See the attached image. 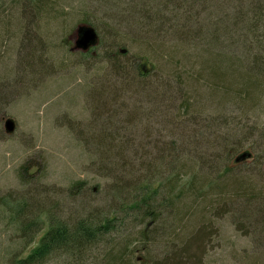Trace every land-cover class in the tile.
Returning a JSON list of instances; mask_svg holds the SVG:
<instances>
[{
    "label": "rangeland",
    "instance_id": "obj_1",
    "mask_svg": "<svg viewBox=\"0 0 264 264\" xmlns=\"http://www.w3.org/2000/svg\"><path fill=\"white\" fill-rule=\"evenodd\" d=\"M248 1L205 0L207 12L187 24L183 12L167 11L163 0H49L48 16L56 19L57 27L44 26L43 46L38 44L37 33H32L35 21L26 19L39 0H0V264L24 259L39 245L48 230L46 214L50 212L69 222L95 214L119 222L126 219L123 231L111 238L117 247L127 245L132 264H165L179 241L193 239L187 234L199 227L205 238L196 249L199 261L190 264H264V233L254 229L259 216L243 217V201L235 194L228 198L231 190L219 188L236 177L260 189L262 193L254 198H264V139L258 135L238 150L241 154L255 144L260 147H256L258 156L253 160L250 156L237 167L231 159L225 165L234 171L225 177L222 173L210 175L205 164H199L204 181L222 177L211 189L199 190L206 197L190 196L199 193L197 187L194 193L187 191L184 198L174 200L171 207L170 202H159L166 194L161 190L155 206L161 205L163 211L146 222H135L131 215L143 192L137 186L130 188L146 174L148 161L164 151L181 156L186 148L198 146L210 163L207 160L218 155L225 139L238 143L264 127V93L246 104L233 97L224 100L200 79L210 58V50L204 48L208 43L198 44L201 47L196 50L193 45L179 48L176 42L185 27L200 38L208 35L213 22L232 19L229 26L235 25L238 12L242 21L241 27L233 28L238 30L234 40L241 41V28L247 30L251 23L241 11L249 10ZM158 11H163L164 21L157 25L166 30L162 38L149 34L157 27L152 16ZM212 16L216 21L207 22ZM86 27L95 30L94 43L82 41ZM257 41L261 45L262 39ZM235 48L246 54L242 47ZM232 51L217 52H223L225 58L236 57ZM244 59L249 62L247 55ZM120 66L137 67L136 73L148 74V81L162 75L169 83L170 74L171 92L164 89L156 95L130 88L118 75ZM188 77L191 81H186ZM229 91L246 98L240 89ZM105 137L115 154L111 162L101 161L98 144ZM130 141L134 147L122 152ZM182 158L184 171L190 174L185 162L193 160ZM117 163L136 174L115 172ZM123 188L130 189L129 195ZM178 189L176 186L175 192ZM224 191L226 199L218 197ZM6 198L26 201L33 208L34 219L43 230L31 243L20 239L10 208L3 204ZM115 250L103 243L84 258V264H107L109 253Z\"/></svg>",
    "mask_w": 264,
    "mask_h": 264
},
{
    "label": "trees",
    "instance_id": "obj_2",
    "mask_svg": "<svg viewBox=\"0 0 264 264\" xmlns=\"http://www.w3.org/2000/svg\"><path fill=\"white\" fill-rule=\"evenodd\" d=\"M48 1L49 0H39V3L35 5L33 9L30 8V13H28L26 18L27 20L31 19L35 21L32 22L34 27L32 33H37L38 44H42L43 46L45 44L43 37L45 35L44 26L50 25V28L57 27L55 24L56 19L48 16ZM241 1L242 0H240V2ZM163 3L167 11L174 8L175 11H178L180 14L183 12L182 18L187 24H190L194 19L200 18L207 12L205 0H163ZM247 6H249V10L246 9V11H244V9L241 8V11L247 15L248 20L251 23L246 26L247 30L241 28L243 33L241 41L234 40V35L238 30L233 29L234 26L241 27L242 19L240 18L239 12L237 19H234L235 25L229 26V22L232 19H224L221 23H214L213 21L216 20L212 16V19L209 17L207 21L213 22L208 30V35H203L199 38L195 35L194 31L190 32V30H187L185 27V30L183 29L184 33L182 35L177 34L176 40L178 47L185 49L193 45L196 50H199L201 46H198V44L203 42L208 43L210 48L209 46H205L204 48L210 50L208 51V53H210V58L209 61L205 63V67L203 65V72L200 74V79H205L210 85H212L213 93L222 94L224 100H226V98L232 100L233 97L242 104L251 102L257 99L261 93H264V45L262 44L264 41V0H250L248 1ZM197 8H201L202 10L196 11ZM162 12L163 11H158L155 17L154 15L152 16L156 20L155 23L157 27L149 32V34L156 38H162L166 35V30L160 28L162 25H157V23H163L164 21L163 17H161ZM22 21L24 23V17H22L21 22ZM179 21H181V18ZM224 24H227L228 26H224ZM153 25L154 23L151 22L152 28H154ZM29 37L31 38L32 35ZM255 38L262 39L260 42L261 45H259V41ZM234 47H242L246 51V54L240 53L236 48L232 49ZM228 49L233 50L231 55H235L236 57L225 58L223 52ZM257 49L260 51L259 54L253 52ZM34 50L37 51L38 49L36 48ZM218 50L223 52H217ZM124 52L125 50H121L122 54H126ZM245 55L249 58L248 63H246L247 61L244 59ZM31 58V62L34 64L32 55ZM185 58L187 60V57ZM38 59L39 57H36V60ZM116 68L118 67H115L114 69L116 70ZM136 72L137 67L133 69L127 66V68L121 67L118 71V75L122 77L121 80H125L130 84V88L139 87L140 92L153 93L156 95H159L164 89H166V92L168 93L171 92L170 88H172V80L170 79H173V77L170 74L168 75L169 83H167L162 75H158L148 81V74L143 76L144 74L140 72L139 76V73ZM200 79L197 80L196 83H198ZM186 81H191V78L188 77ZM221 86H227L229 87V90L240 89L244 92L246 98L243 99L234 94H230V91L227 88L225 90ZM96 95L95 98L97 100L95 101L98 102V91ZM101 102L102 101H100V103ZM189 110L190 106L188 107V112ZM257 135L261 137V139H264V127L260 129V131H251L249 136L246 135L243 141H239L238 143H230L228 141L229 139H225V143L218 148V155H215L211 160H207L210 163L205 161L207 155L205 152L201 153V148L198 146L186 148L181 156L169 154L167 151H164L155 159L148 161L146 174L139 179V182L130 188L134 189L137 186V191L143 192V194H140L141 200L136 202L132 208V211H136L134 214H131L132 220L135 222H146L147 219L154 218L155 212L163 211L161 205H157L158 207L155 206L156 203L167 201L171 203L172 207L174 204L173 201L177 198H184L187 191L194 193V188L197 187L198 191H205L214 187L220 182L222 177L227 176L229 173H233V167L245 164L250 156L251 160L258 156L257 148L260 147L255 146V144H251V146L249 145V147L242 152L243 154H238V150L244 149L248 141H251ZM106 139L109 138L105 137V140L98 144V147L102 150L101 161L111 162L110 159L115 156V154L112 153L113 149L108 145ZM115 143L116 142H113V144ZM124 147L125 148L122 152L126 148L134 147V145L132 141H130L128 144H125ZM246 152H249L250 154ZM183 155H185L187 162H189V158L193 160L192 163L185 162V166H187L186 168L190 170L188 172H191L190 174L185 172L184 166H182L184 165L182 160ZM244 155L247 157L245 158ZM231 159H234L232 163L233 167L225 165V163L230 162ZM122 162H124L123 159ZM199 164H202V166L205 164L204 167L208 170L210 175L222 173V177L208 178L204 181L200 178ZM207 164H210L208 168L206 167ZM126 166H119L117 163L115 172L130 176L136 174V170L132 173L128 172V167ZM223 169L226 172L225 174L223 173ZM157 185L158 187L154 189L153 187ZM176 186H179V189L175 192ZM222 187H224L223 190H231V192H228V198L235 194V197L240 199L239 201H243L242 205L245 212H240L243 217L245 215L247 219H253V217L259 216L258 222L254 221L257 226L254 227V229L255 231H262V233H264V198H254L262 193L260 192V189H258L252 182H244L236 177L227 179V181H225L219 188ZM130 189L123 188L121 190H125L123 193L129 195ZM161 190H165L166 192L165 196L162 198L163 200L160 199L162 196L159 195ZM203 191L191 194L190 196L198 194V197H206L207 193H203ZM213 191H215V188L210 192ZM218 195V197L221 196L223 199H226L227 197L225 191ZM138 198L139 196L134 200H137ZM2 201L3 204L8 205L10 208L9 214L12 222L17 228L20 239L29 243H31L32 240H35L38 234L42 232L43 228L42 226H39L40 222L35 221L33 208L30 204L18 199L14 200L6 198ZM39 213L40 215L44 214L43 212ZM46 215H48L47 221L49 222L48 230L41 238L39 245L24 259L19 257L14 259L13 264H84V258L92 254L96 247H99L103 243L113 245L116 249L109 253L107 264H132V261L129 260L127 245L122 243V248H120V246L117 247V242L115 239L111 238V235L115 233L120 234L123 231V228L126 226V219L119 222L116 218H108L106 216L103 217L102 214H95L77 221L69 222L52 212ZM202 230L203 227L190 230V234H187V237H192L193 239L187 240L186 238L182 243H180L178 239L179 246L172 250L170 256L168 255L165 264H190L193 261H199L196 249L199 248L200 241H203L205 238V235L202 234ZM145 234L146 230L142 233L143 239ZM145 243L147 246L149 245V242Z\"/></svg>",
    "mask_w": 264,
    "mask_h": 264
},
{
    "label": "water",
    "instance_id": "obj_3",
    "mask_svg": "<svg viewBox=\"0 0 264 264\" xmlns=\"http://www.w3.org/2000/svg\"><path fill=\"white\" fill-rule=\"evenodd\" d=\"M84 30H85V32H84L85 33V36H84V38H83L82 41L94 43V41L96 39V36H97L95 30L92 29V28H87V27L84 28ZM8 129L9 130H12V126H8Z\"/></svg>",
    "mask_w": 264,
    "mask_h": 264
},
{
    "label": "flooded vegetation",
    "instance_id": "obj_4",
    "mask_svg": "<svg viewBox=\"0 0 264 264\" xmlns=\"http://www.w3.org/2000/svg\"><path fill=\"white\" fill-rule=\"evenodd\" d=\"M81 31H83V30H81ZM81 31H80V32H81Z\"/></svg>",
    "mask_w": 264,
    "mask_h": 264
}]
</instances>
